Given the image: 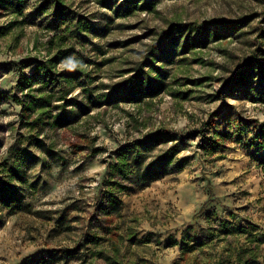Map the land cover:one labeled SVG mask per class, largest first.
Returning a JSON list of instances; mask_svg holds the SVG:
<instances>
[{"label":"rangeland","instance_id":"374dc122","mask_svg":"<svg viewBox=\"0 0 264 264\" xmlns=\"http://www.w3.org/2000/svg\"><path fill=\"white\" fill-rule=\"evenodd\" d=\"M44 1L31 0L22 25L0 38V164L21 170L12 183L17 209L0 205V264H90V237L107 239L116 227L122 264H215L241 249L255 254L251 264H264V83L250 72L247 90L228 91L245 66L264 64V0H149L148 9L133 11L126 0H60L63 14L55 5L42 12ZM244 17L241 33L222 29ZM10 20L1 16L0 27ZM173 23L190 32L165 42ZM60 37L66 47L55 70L74 68L82 77L61 84L70 92L54 97L47 115L24 113L14 101L29 93L19 88L22 75L35 96L60 83L36 67L55 54L48 43ZM147 57L152 66L141 78L114 90ZM203 122H210L204 134L177 140ZM161 128L173 134L134 154L142 164L176 148L174 167L157 179L131 177L123 192L113 188L122 219L106 227L96 213L109 197L117 152ZM78 134L96 155L75 151ZM210 191L214 200L199 215Z\"/></svg>","mask_w":264,"mask_h":264},{"label":"trees","instance_id":"16d2710c","mask_svg":"<svg viewBox=\"0 0 264 264\" xmlns=\"http://www.w3.org/2000/svg\"><path fill=\"white\" fill-rule=\"evenodd\" d=\"M31 0H0V17L1 16H9L10 21L7 25L0 27V38H4L7 34L13 29L22 25V22H19V19L23 17L25 11L28 9V4ZM113 1V0H108ZM125 3L129 6L126 7L128 11H133L139 7L142 10L148 9L151 5H153L149 0H126ZM125 3L118 6V11L125 7ZM53 5L56 6L57 11L60 14L64 13V9H59L61 7L60 0H46L44 1V5L41 6L42 12H47ZM138 5V6H137ZM130 13V12H129ZM244 19H249V17H244L239 20L229 21L223 24L222 29L224 31L230 32H238L241 33L242 23ZM207 25V24H206ZM190 29H186L182 24L176 23L171 24L166 31H164L161 38L163 41L167 42L169 39L171 41H175L177 37H181L185 32H190ZM176 35V36H175ZM178 35V36H177ZM176 37V38H175ZM225 37H222L220 34L216 35V40H222ZM179 40V39H178ZM162 46V44H159ZM190 47V41H185V47ZM66 47V42L64 37L56 38L54 40L49 41L47 52L49 55L56 51L54 55L49 56L46 62L36 64V67L40 71H46L48 73H53V79L59 80V85L57 88L52 90V92L45 91L44 87L39 90H35L38 93L37 96L31 95L32 87L30 85L31 80L28 79L26 75H22L19 83V88H21L22 92H26L28 90V94L24 96V99L15 97L14 101L23 108L24 113L26 112H34L38 117L47 115L51 100L58 96V99L65 100L69 89H62L61 84L65 83L67 87H73L74 81L77 80L75 78H81L82 75L80 72L76 71L72 68L70 70H66L64 72H58L55 70L58 65L61 57H62V49ZM157 47V46H155ZM192 49V48H191ZM153 47L151 48V52L149 53V57L152 56ZM147 57L143 62L138 64L136 68H134V72H137L135 76L129 79L124 84L116 86L114 90L125 91L123 86L130 84L133 80L141 78L143 69L146 66H152L150 60ZM31 66L33 64L23 63L21 64V69L25 68V66ZM153 68V67H152ZM78 69V68H77ZM251 73H258L262 77V82L264 83V64H251L245 66L243 70L233 76L231 79L232 85L229 86L228 91H232L235 88H241L242 90H247L250 84H248V77ZM53 80V81H54ZM145 83L141 82L137 84L139 87V92L144 93L143 95H147L150 92V89L145 90L143 85ZM44 85V84H43ZM136 85H133L135 87ZM46 87V86H45ZM132 87V88H133ZM57 89V90H56ZM87 91V90H85ZM147 91V93H146ZM117 92V93H118ZM210 125V122H203L199 129L190 130L187 133L180 132L177 135L178 139L181 141L191 140L192 137H199V135L204 134L207 127ZM173 132L170 130H166L161 128L158 132L154 134H149L147 138L143 142H139L136 146H127L121 148L117 152L116 163L110 165V175L111 178L108 182L105 183L109 197L105 200L104 203L99 205L98 212L96 213V218H103V223L106 227L114 224V222L118 219H122L121 213V204L120 202L111 195V190L113 188H117L119 192H123L127 189L124 185V182L129 180L131 177L139 176L143 178H152L157 179V177L161 174V172L173 168L175 165V157L177 154L176 148H169L162 153L154 156V158L149 162H143L140 164L136 160V155L134 154V150L138 149L140 144L147 145L151 143H157L161 141L163 136L172 135ZM82 135H74L72 140L70 141V145L75 149V151L80 152L84 148H89L92 150L93 154H97L98 150L91 148L92 142L83 138ZM96 139V138H95ZM94 139V140H95ZM202 144V141H201ZM79 146H82L79 148ZM20 168H14L9 165L8 162L0 164V205L9 209L10 212H14L19 205V197L17 192V187H12V183L20 176ZM19 181L23 184H26L21 178ZM31 189H37L35 184L30 185ZM214 196L213 193L209 192L208 200L201 206L199 215H202L206 212L207 208L213 202ZM218 201V200H217ZM66 228L64 232H71L70 224H66ZM107 234L109 238L105 239L104 235L94 234L90 237L91 244L94 246V249L91 251L92 262L90 264H96L95 261L102 260L104 264H122L119 259L120 253V243H122L123 238L122 234L118 233V227L114 228V230H108ZM134 236V234L132 235ZM132 239V238H131ZM104 243V244H103ZM255 260V254L249 250H235L228 251L227 258H220L215 264H251V261Z\"/></svg>","mask_w":264,"mask_h":264}]
</instances>
